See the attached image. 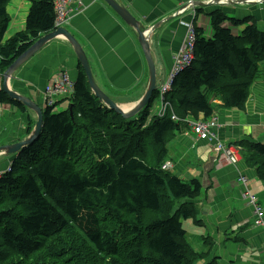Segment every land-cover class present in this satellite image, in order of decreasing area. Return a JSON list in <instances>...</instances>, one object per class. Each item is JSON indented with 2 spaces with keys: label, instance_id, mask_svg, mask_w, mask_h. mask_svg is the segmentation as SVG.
<instances>
[{
  "label": "trees",
  "instance_id": "obj_1",
  "mask_svg": "<svg viewBox=\"0 0 264 264\" xmlns=\"http://www.w3.org/2000/svg\"><path fill=\"white\" fill-rule=\"evenodd\" d=\"M10 1L0 0V75L55 29V0H27L24 29L5 39ZM208 17L211 37L194 28V60L172 82L163 115L148 123L157 90L140 118L124 119L92 94L78 65L68 108L47 106L40 134L8 155L0 175V264H196L209 257L211 236L201 235L198 252L188 239L187 221L203 227L196 207L202 185L162 169L167 144L191 119H216L215 100L243 110L251 85L264 83V30L219 10ZM4 104L28 112L0 89ZM34 126L27 116L25 137ZM237 145L264 182V142L245 137Z\"/></svg>",
  "mask_w": 264,
  "mask_h": 264
},
{
  "label": "crops",
  "instance_id": "obj_2",
  "mask_svg": "<svg viewBox=\"0 0 264 264\" xmlns=\"http://www.w3.org/2000/svg\"><path fill=\"white\" fill-rule=\"evenodd\" d=\"M115 1L127 8L143 29L155 27L148 38L157 86L168 78L173 58L184 42L186 25L193 20L196 28L208 38L212 35L208 15L216 10L228 18L249 17L259 29L264 30V0L250 4L239 0L242 1L239 5L198 4L195 7L196 16L191 14L190 9L180 13L188 0ZM82 3L84 7L74 12L63 28L82 47L98 88L121 108L131 109L143 98L149 84L148 67L137 35L103 0H82ZM29 6L27 0L9 2L10 24L5 39L24 29ZM232 31L238 34L241 28ZM78 65L71 44L61 36L48 42L22 64L6 85L11 91L32 100L43 111L42 94L49 80L64 70L70 82L74 83ZM2 84L3 79L0 80V89ZM253 85L243 111L226 109L219 100L214 101V113L220 125L217 133L226 145L245 137L264 142V83L257 80ZM57 104L64 106V110L68 108V101L64 98L59 99ZM27 110L18 120L16 114L19 110L6 104L0 105V175L9 164V153L1 148L28 138L24 135L27 129L24 118L28 116L36 121V113ZM181 132L168 145L169 161L172 162L169 163L174 166L171 173L184 181L198 179L205 190L197 202L203 227H196L192 221H187L190 244L203 251L201 235L212 237L215 245L204 264L211 258H216L217 264H264V232L251 225L253 209L242 202L240 194L243 187L236 184L235 179L238 174L247 177L248 188L261 206H264V182L257 179L255 171L243 160L238 164L236 173L231 166L218 163L207 142H195Z\"/></svg>",
  "mask_w": 264,
  "mask_h": 264
},
{
  "label": "water",
  "instance_id": "obj_3",
  "mask_svg": "<svg viewBox=\"0 0 264 264\" xmlns=\"http://www.w3.org/2000/svg\"><path fill=\"white\" fill-rule=\"evenodd\" d=\"M114 12L115 14L129 27H131L136 35L137 41L142 49L144 58L147 63L148 73H149V84L146 93L144 94L143 98L131 109H123L118 106L115 102H113L104 92H102L96 83L94 82L93 75L91 73V69L88 63V59L82 49V47L78 44L76 39L66 30L63 28H59L54 30L41 38H39L24 54H22L19 58H17L14 63L8 68V70L4 73V82L2 86V90L8 94V96L17 102H20L25 108L31 110L32 112L36 113L37 120L35 123V128L30 135V137L20 143L6 145L3 146L1 149L7 151L9 154H13L18 152L22 147L29 145L32 143L37 136L41 132L42 128V120H43V112L39 106H37L32 100L21 96L13 91H11L7 85L6 81L8 78L12 77L14 72L25 62H27L30 58H32L35 54H37L43 46H45L48 42L55 40L63 36L72 46L73 51L78 59L79 65L82 67L86 79L88 81V85L92 94L100 101L102 104L107 107L108 109L114 110L117 114L122 116L124 119L132 118L133 116L139 114L143 109L146 108L148 102L150 101L152 94L157 90L156 86V69L154 66V62L152 59V55L150 52V45L148 41V37L152 29L149 30L143 29L141 24L133 17V15L127 10V8L121 6L115 0H103ZM148 35V36H147ZM71 113V112H70Z\"/></svg>",
  "mask_w": 264,
  "mask_h": 264
},
{
  "label": "built area",
  "instance_id": "obj_4",
  "mask_svg": "<svg viewBox=\"0 0 264 264\" xmlns=\"http://www.w3.org/2000/svg\"><path fill=\"white\" fill-rule=\"evenodd\" d=\"M243 1V0H242ZM242 1L239 0H188L184 6V9L181 12H184L187 9L191 10V14L194 16L195 7L197 4H215V3H230L237 5L241 4ZM250 3H259L261 0H244ZM84 7L82 0H55L54 2V11H55V22L54 28L64 27L68 24L71 15L74 12L80 11ZM180 12V13H181ZM187 27V40L185 46L181 48L173 58L174 68L173 72L168 76V78L163 82L159 88L160 99L164 97V95L171 89V84L174 79L180 75L184 70L189 68L194 60V44H195V33L194 28L192 29V24L186 25ZM190 27L189 33L188 28ZM73 94V84L70 82L69 77L65 73H60L56 76V78L51 81L48 86L44 89L43 98L45 104L47 106H52L58 99L60 98H69ZM169 103H166V106L162 108V111L158 114L163 115L165 109L168 107ZM216 126V119L212 118L211 121H200L195 122L193 124V131L198 136L200 140H208V141H217L216 134L214 132ZM219 146H222L218 143ZM222 151L227 154V159L230 163H237V158L235 156V151L232 148H227L222 146ZM169 165H171L168 162ZM166 163L162 168L166 167ZM245 199H247L254 206L258 205L255 201V197L249 195V193H245L243 195ZM255 215L257 220L262 221L261 212L255 208ZM256 220V224H260L259 221ZM263 222V221H262ZM264 227V225H263Z\"/></svg>",
  "mask_w": 264,
  "mask_h": 264
},
{
  "label": "rangeland",
  "instance_id": "obj_5",
  "mask_svg": "<svg viewBox=\"0 0 264 264\" xmlns=\"http://www.w3.org/2000/svg\"><path fill=\"white\" fill-rule=\"evenodd\" d=\"M237 5H239V3L237 4ZM192 29L193 28H195L196 26H195V23H194V20L192 21ZM189 30H190V27L188 28V33H189ZM186 34H187V27H186ZM185 34V39H184V42H183V44H182V46H181V48H183L184 46H185V43H186V40H187V35ZM148 36V35H147ZM150 36V35H149ZM148 41H149V38H148ZM180 48V49H181ZM178 54V53H177ZM173 68H174V62H173V66H172V70H171V72H173ZM260 68H261V70H264V62L263 63H261L260 64ZM64 70H61L60 72L62 73ZM171 72H170V74H171ZM63 73H65L66 75H67V73L66 72H63ZM169 74V75H170ZM68 76V75H67ZM170 77V76H169ZM258 81H261V80H258ZM254 84V83H253ZM157 85V84H156ZM160 86L161 85H158V87L160 88ZM254 85H251V87H250V90H251V88L253 87ZM170 91V90H169ZM168 91V92H169ZM167 94V93H166ZM166 94H165V96L162 98V99H164V101H162L161 99H159V97H158V99H156L155 100V102H154V104H153V107H152V109H151V111L149 112V117H148V120H147V123H148V121H150L151 120V118H152V116L153 115H156V116H158V114L162 111V108H164L165 106H166V103H169L168 101H166L165 100V97H166ZM72 96V95H71ZM70 96V97H71ZM47 107V106H46ZM45 107V108H46ZM48 107H51V106H48ZM45 108H43V110H45ZM55 109H56V111L57 112H60V111H62V110H64V106H59V104L55 107ZM126 109V108H125ZM245 109V107L243 108V110ZM242 110V111H243ZM145 110L143 109L139 114L140 115H136V116H134L135 118H140L144 113ZM22 114V112L21 111H18V113L16 114V117H17V119L19 120L20 119V115ZM30 119L32 120H34L35 121V118H32V117H30ZM36 119H37V115H36ZM24 120V122L26 123V121H27V118L25 119H23ZM212 119L211 118H209L208 120H206V121H211ZM200 121H203L202 120V118L200 117L197 121H194V120H192L191 119V121H190V123L189 124H187V128H185L186 130H188V131H182L183 132V134L185 135V136H190V137H192V139L195 141V142H197L198 140H200L199 138H198V136L194 133V131H193V124L195 123V122H200ZM219 123H218V118H216V126H215V129H214V132H215V134H216V138H217V141H208V140H205L204 142H207L208 144H209V146H210V148L212 149V151H214V153H215V155H214V157H215V159L217 158V161H218V163L220 164V163H224V164H226V165H228V166H231L235 171H236V173H237V166H238V164L243 160L242 159V157H241V153H240V148L241 147H239L238 145H237V142L238 141H235L234 143L236 144V146L234 145V143L233 144H224L221 140H220V137H219V135H218V133H217V129L219 128ZM34 128V127H33ZM181 132V133H182ZM24 135H25V133H24ZM23 135V136H24ZM193 136H194V138H193ZM173 141V140H172ZM171 141V142H172ZM201 141H203V140H201ZM170 142V143H171ZM170 143H168L167 144V153H168V155H169V149H168V145L170 144ZM218 143L219 144H221L222 146H224V147H227V148H232L234 151H235V156H236V158H237V163H235V164H233V163H230L229 161H228V159H227V154L224 152V151H222L221 150V148H222V146H219L218 145ZM16 155V152L15 153H13V154H10L11 156L12 155ZM10 158V157H9ZM168 162H171V161H169V156H168V160L166 161V167H164V168H162L163 170H165V171H169V172H173V170H174V166H173V164L172 165H169L168 164ZM172 163V162H171ZM252 169V168H251ZM254 170V169H253ZM255 171V170H254ZM256 173V172H255ZM190 181V180H189ZM235 181H236V184H240L242 187H243V191H242V194H240V197H241V199H242V202L244 203V204H246L247 206H250V207H252V209H253V223L251 224L253 227H255V228H258V229H260V230H262L263 232H264V227H263V225H264V206H261V203H259L258 202V199L257 198H255V201H257V204L258 205H256V206H254L253 204H251L247 199H245L244 197H243V195L245 194V193H249V195H252V196H254L255 197V195H254V193H252L250 190H249V188H248V179H247V177L246 176H242L241 174H238L237 175V178L235 179ZM203 192L205 193V190H203ZM244 193V194H243ZM196 207L198 208V211H199V207H198V204L196 205ZM255 208H257L260 212H261V214H262V216H261V218H262V221L261 220H257V217H256V215H255ZM256 220L257 221H259V225L258 224H256L255 222H256ZM213 240V239H212ZM235 241H239V239H234ZM213 243H214V241H213ZM214 245L215 244H211V250L213 249V247H214ZM195 252H198V250L195 248ZM211 252V251H210ZM206 260V258H204V259H202V260H200L199 262H197L196 264H204L203 262Z\"/></svg>",
  "mask_w": 264,
  "mask_h": 264
},
{
  "label": "clouds",
  "instance_id": "obj_6",
  "mask_svg": "<svg viewBox=\"0 0 264 264\" xmlns=\"http://www.w3.org/2000/svg\"><path fill=\"white\" fill-rule=\"evenodd\" d=\"M25 141V140H24ZM23 142V141H22ZM14 144H16V143H14ZM12 145V144H11ZM17 153V152H16ZM257 203V202H256Z\"/></svg>",
  "mask_w": 264,
  "mask_h": 264
}]
</instances>
